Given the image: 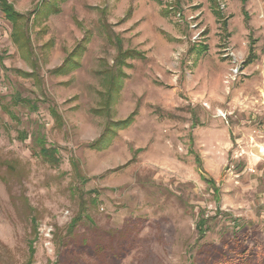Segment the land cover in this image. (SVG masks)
Returning <instances> with one entry per match:
<instances>
[{
	"label": "rangeland",
	"instance_id": "rangeland-1",
	"mask_svg": "<svg viewBox=\"0 0 264 264\" xmlns=\"http://www.w3.org/2000/svg\"><path fill=\"white\" fill-rule=\"evenodd\" d=\"M8 1L0 264H264V0Z\"/></svg>",
	"mask_w": 264,
	"mask_h": 264
},
{
	"label": "trees",
	"instance_id": "trees-1",
	"mask_svg": "<svg viewBox=\"0 0 264 264\" xmlns=\"http://www.w3.org/2000/svg\"><path fill=\"white\" fill-rule=\"evenodd\" d=\"M0 10L4 14L5 18L9 22H11V24L13 25V32H12L13 41L21 49H24V48L29 49L30 36L27 33L26 25L21 24V22L26 19V16L21 14L20 12H18L15 9L14 5L12 3H10L8 0H0ZM137 57H141L139 53H137L136 51H133V50L124 51L122 46L119 44V56L116 60V64L119 66L118 76L121 75V66L125 65L126 61L128 59H136ZM62 70H63V66L54 72H61ZM17 72H19L20 74H23V76H26V77L37 78L35 71L32 73H23L21 71H17ZM116 77H117V75H115V74L112 75L113 82L111 84V90H113V88L115 87V85H114L115 80L114 79ZM19 103L28 104L29 106L36 108V104L31 103V101H29V100L16 102V104H19ZM8 112H10V110H8ZM52 114L56 117L57 121L60 120L59 124L62 125L61 118L58 116V114L55 112V110H53ZM10 115L12 118H15V116L13 114H11V112H10ZM134 116H135V113H133V115L130 116L126 121L120 122L119 124H122L124 126L130 125L133 121ZM27 138L28 137L26 135H23V134H21V136H20V140H25ZM102 138H104V136ZM102 140L103 139L98 140L95 144L92 145V147L98 148V145L101 144ZM35 141H36L37 145L39 146V150H40L39 153H37V154H39V156L42 157L45 161L51 163L54 166H57L60 163V157L58 155V150L56 148H53V147H51V148L47 147L45 138L41 135H39V137H37ZM79 219L75 220L74 222L77 223L79 221ZM201 228H202V225H201ZM201 232H202V230H201ZM34 252H35V250L31 247L30 257H29V260L27 261L26 264H32L33 263Z\"/></svg>",
	"mask_w": 264,
	"mask_h": 264
}]
</instances>
